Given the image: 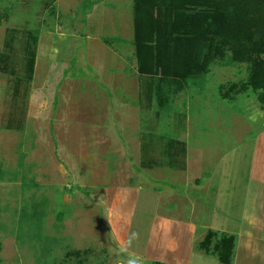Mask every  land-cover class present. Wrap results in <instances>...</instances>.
Masks as SVG:
<instances>
[{
    "label": "rangeland",
    "instance_id": "1",
    "mask_svg": "<svg viewBox=\"0 0 264 264\" xmlns=\"http://www.w3.org/2000/svg\"><path fill=\"white\" fill-rule=\"evenodd\" d=\"M134 53L133 0H0V264H38L48 242L55 264H220L206 232L252 221L264 242V108L220 94L247 65L217 61L159 112ZM39 203L41 236L22 243Z\"/></svg>",
    "mask_w": 264,
    "mask_h": 264
},
{
    "label": "trees",
    "instance_id": "2",
    "mask_svg": "<svg viewBox=\"0 0 264 264\" xmlns=\"http://www.w3.org/2000/svg\"><path fill=\"white\" fill-rule=\"evenodd\" d=\"M133 45L137 74L150 78L147 92L159 112H170L176 94L207 75L217 61L245 64L249 72L245 82L230 84L227 92L221 87V98L232 101L253 93L264 108V0H133ZM34 58L29 51L28 81ZM172 139L165 151L171 159L179 144ZM41 207L22 208L17 231L22 243L39 240ZM48 243L40 245L38 264H55L48 258ZM235 248V235L211 229L198 246L220 264H232Z\"/></svg>",
    "mask_w": 264,
    "mask_h": 264
},
{
    "label": "crops",
    "instance_id": "3",
    "mask_svg": "<svg viewBox=\"0 0 264 264\" xmlns=\"http://www.w3.org/2000/svg\"><path fill=\"white\" fill-rule=\"evenodd\" d=\"M257 142H259V140ZM263 161H264V147L259 146L258 144V146L255 147L253 153L250 173H251V178L253 179L252 182L260 185L261 184L264 185V175L262 173L263 169L262 171L260 169ZM254 226L255 224L252 221L250 225H248L251 231H241V232H237V234L235 235L236 248L233 259L234 264H257L255 260H259L260 262L259 264L261 263L264 264V245H263L264 242H261V240H259V238L254 235L252 230V227ZM210 229L213 230L212 228ZM214 231L223 232L215 229Z\"/></svg>",
    "mask_w": 264,
    "mask_h": 264
}]
</instances>
